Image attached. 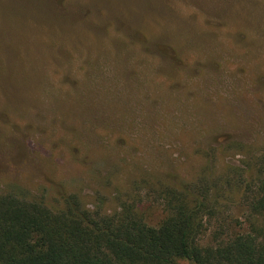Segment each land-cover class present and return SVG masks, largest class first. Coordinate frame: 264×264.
<instances>
[{"label": "rangeland", "instance_id": "obj_1", "mask_svg": "<svg viewBox=\"0 0 264 264\" xmlns=\"http://www.w3.org/2000/svg\"><path fill=\"white\" fill-rule=\"evenodd\" d=\"M262 154L264 0H0V192L157 225L163 189L211 179L207 244L261 223Z\"/></svg>", "mask_w": 264, "mask_h": 264}, {"label": "trees", "instance_id": "obj_2", "mask_svg": "<svg viewBox=\"0 0 264 264\" xmlns=\"http://www.w3.org/2000/svg\"><path fill=\"white\" fill-rule=\"evenodd\" d=\"M240 196L261 223L203 244L219 188L211 179L163 189L166 215L148 224L133 205L108 213L70 194L59 207L0 192V264H264V154ZM241 184V183H240Z\"/></svg>", "mask_w": 264, "mask_h": 264}]
</instances>
